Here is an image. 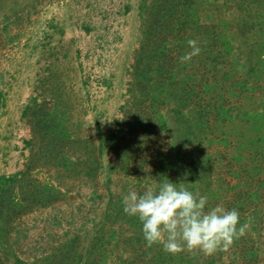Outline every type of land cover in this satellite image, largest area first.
Segmentation results:
<instances>
[{
    "label": "rangeland",
    "instance_id": "rangeland-1",
    "mask_svg": "<svg viewBox=\"0 0 264 264\" xmlns=\"http://www.w3.org/2000/svg\"><path fill=\"white\" fill-rule=\"evenodd\" d=\"M166 179L246 233L146 245ZM0 264H264V0H0Z\"/></svg>",
    "mask_w": 264,
    "mask_h": 264
},
{
    "label": "clouds",
    "instance_id": "clouds-1",
    "mask_svg": "<svg viewBox=\"0 0 264 264\" xmlns=\"http://www.w3.org/2000/svg\"><path fill=\"white\" fill-rule=\"evenodd\" d=\"M188 46L190 51L180 58L181 63L190 62L201 53L196 39L188 40ZM208 200L207 195L194 193L185 182L154 180L143 193L130 189L123 196V210L140 220L148 246L162 244L169 253L186 247L212 254L227 250L246 233L249 224H240L236 208L228 210L222 204L208 207Z\"/></svg>",
    "mask_w": 264,
    "mask_h": 264
}]
</instances>
